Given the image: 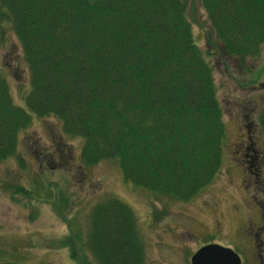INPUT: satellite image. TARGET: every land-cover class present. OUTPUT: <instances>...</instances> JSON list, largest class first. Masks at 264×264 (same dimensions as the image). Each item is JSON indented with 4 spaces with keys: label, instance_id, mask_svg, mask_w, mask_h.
<instances>
[{
    "label": "trees",
    "instance_id": "16d2710c",
    "mask_svg": "<svg viewBox=\"0 0 264 264\" xmlns=\"http://www.w3.org/2000/svg\"><path fill=\"white\" fill-rule=\"evenodd\" d=\"M198 3L222 53L249 70L264 45V0ZM191 4L0 0V38L8 22L29 73L17 104L0 66V162L15 155L32 115L53 116L62 134L82 139V166L116 161L125 181L157 198L194 197L219 170L226 128L212 66L193 36ZM257 122L264 136V106ZM13 187L37 197L35 183ZM57 200L64 213L68 201ZM67 223L55 244L68 248L72 264H143L134 212L116 196L92 207L86 233Z\"/></svg>",
    "mask_w": 264,
    "mask_h": 264
},
{
    "label": "rangeland",
    "instance_id": "374dc122",
    "mask_svg": "<svg viewBox=\"0 0 264 264\" xmlns=\"http://www.w3.org/2000/svg\"><path fill=\"white\" fill-rule=\"evenodd\" d=\"M188 16L194 39L212 66L226 128L213 180L188 201L157 198L125 181L116 161L82 166V139L62 134L53 116L32 115V124L19 134L15 155L0 162V264H72L68 248L55 243L66 235L69 220L86 233L92 207L108 195L132 208L145 245L143 264H190L193 253L209 243L230 247L242 264H256L252 240L264 215V136L257 122L264 106V45L246 70L222 53L198 0H192ZM10 27L6 22L5 39L0 38V66L20 104L19 91L27 89L29 73ZM245 123L252 125L253 146ZM249 146L261 152L256 155ZM33 183L37 197L13 193V185ZM58 198L69 203L64 213L57 211Z\"/></svg>",
    "mask_w": 264,
    "mask_h": 264
},
{
    "label": "water",
    "instance_id": "95a60500",
    "mask_svg": "<svg viewBox=\"0 0 264 264\" xmlns=\"http://www.w3.org/2000/svg\"><path fill=\"white\" fill-rule=\"evenodd\" d=\"M190 264H241V257L230 247L209 243L193 253Z\"/></svg>",
    "mask_w": 264,
    "mask_h": 264
},
{
    "label": "flooded vegetation",
    "instance_id": "af4514ba",
    "mask_svg": "<svg viewBox=\"0 0 264 264\" xmlns=\"http://www.w3.org/2000/svg\"><path fill=\"white\" fill-rule=\"evenodd\" d=\"M246 119H247V116H246ZM245 128H246V135H247V139L249 141V144L253 146L254 145V140H253V136L254 135L252 134V130L251 129H253V128H252L251 123H245ZM249 148L252 149V147H250V146H249ZM252 150H253V152L256 155H258V153L261 152L259 150L257 151L256 149H252ZM243 155L246 156V154H243ZM255 175H259V174L256 173ZM261 217H262L261 223L257 224V226L255 227L256 228V236H255V238H253V240L249 239V240H252L253 243L256 242L255 246H256L257 250L254 252L255 256L258 258V261L256 262V264H264V240L262 239L263 238L262 234H264V215L262 214ZM259 235H260V237H259ZM241 264H242V260H241Z\"/></svg>",
    "mask_w": 264,
    "mask_h": 264
}]
</instances>
